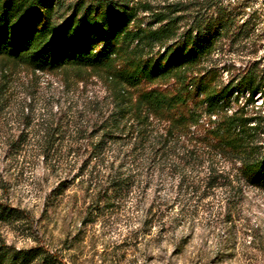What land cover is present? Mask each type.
<instances>
[{
	"label": "trees",
	"instance_id": "obj_1",
	"mask_svg": "<svg viewBox=\"0 0 264 264\" xmlns=\"http://www.w3.org/2000/svg\"><path fill=\"white\" fill-rule=\"evenodd\" d=\"M249 7L0 0V264H76L79 232L64 224L56 240L50 225L76 217L87 227L138 195L152 197L143 217L151 227L166 225L168 208H180L175 222L208 207V224L225 225L224 251L241 238L243 248L264 250L259 226L236 229L248 190H264V122L249 107L264 96V67ZM246 46L254 50H233ZM21 71L35 78L33 91L17 90ZM56 74L62 96L42 107L39 77ZM95 80L103 94L89 89ZM38 167L56 181L35 216L8 198V174ZM78 193L83 206L70 213L62 203ZM5 227L31 244L9 242Z\"/></svg>",
	"mask_w": 264,
	"mask_h": 264
},
{
	"label": "rangeland",
	"instance_id": "obj_2",
	"mask_svg": "<svg viewBox=\"0 0 264 264\" xmlns=\"http://www.w3.org/2000/svg\"><path fill=\"white\" fill-rule=\"evenodd\" d=\"M248 2L250 7L246 18H251V27L257 41L255 56L258 57L259 66L264 67V0H248ZM234 49L245 52L254 50L248 46ZM247 61L244 63L246 64ZM32 78V75L26 71L19 72L15 83L17 90L23 91L32 83L33 86L29 90L33 91L36 80ZM61 88L60 75H41L38 86L40 105L43 107L49 98L51 102H56L62 96ZM89 89L100 94L104 93V88L96 80L89 85ZM241 101H245L244 97L240 98ZM249 107L252 112L260 115L264 122V96L258 94L255 97V103L250 104ZM8 115H10L9 112ZM18 125L17 123L14 127ZM8 175L11 180L8 198L11 202L39 216L44 197L54 186L56 179L47 180L40 167ZM67 194H74V190L68 191ZM67 196L62 206L70 213H74L76 209L83 206L80 193H78V200ZM136 197L139 201L135 199L118 209L115 206L87 227L81 226L74 217L71 222L69 219L53 222L49 232L53 233L56 240L62 238L63 235L60 234L64 224L69 226L67 230L70 232L74 234L79 232L80 238L78 237L77 248L73 253L76 264H264V250L243 248L242 238L230 245V251L223 250L224 244L222 246L220 244L223 236L219 237V234L225 231L223 228L225 225L211 221L212 226L208 224L207 215L211 211L208 207L200 208V210L195 208L193 213L195 216L192 220L184 221L181 217L175 222L170 221L169 216H172L173 211L179 212L180 208L178 209V206L174 210L168 208L170 215L166 211L165 214L168 215L164 218L166 225H163L161 221L151 227L144 223L143 217L152 197L149 195ZM186 209L188 210V207ZM190 209L194 212V206ZM240 210L242 218L239 220L241 222L237 223L236 229L243 230V224L249 222L253 226H259L264 232V190L249 189ZM215 226L217 227L214 228ZM3 234L9 242L17 246L31 244L25 238L23 231H14L5 227ZM182 239L186 244L183 251L181 247L179 248ZM247 239L250 240L251 237L248 236ZM218 251H220L218 259L215 263H210L208 256H217Z\"/></svg>",
	"mask_w": 264,
	"mask_h": 264
}]
</instances>
